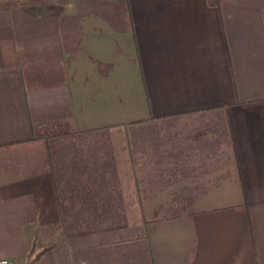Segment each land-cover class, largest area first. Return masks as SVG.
<instances>
[{"label":"crops","instance_id":"1","mask_svg":"<svg viewBox=\"0 0 264 264\" xmlns=\"http://www.w3.org/2000/svg\"><path fill=\"white\" fill-rule=\"evenodd\" d=\"M1 260L264 264V0H0Z\"/></svg>","mask_w":264,"mask_h":264},{"label":"built area","instance_id":"2","mask_svg":"<svg viewBox=\"0 0 264 264\" xmlns=\"http://www.w3.org/2000/svg\"><path fill=\"white\" fill-rule=\"evenodd\" d=\"M0 263L1 264H5L6 263V260H1Z\"/></svg>","mask_w":264,"mask_h":264}]
</instances>
